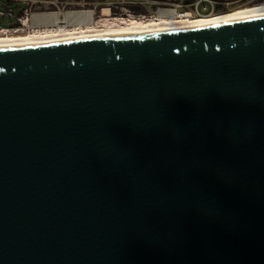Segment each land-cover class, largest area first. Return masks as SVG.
<instances>
[{"label": "water", "instance_id": "95a60500", "mask_svg": "<svg viewBox=\"0 0 264 264\" xmlns=\"http://www.w3.org/2000/svg\"><path fill=\"white\" fill-rule=\"evenodd\" d=\"M0 264H264V16L0 48Z\"/></svg>", "mask_w": 264, "mask_h": 264}, {"label": "bare ground", "instance_id": "6f19581e", "mask_svg": "<svg viewBox=\"0 0 264 264\" xmlns=\"http://www.w3.org/2000/svg\"><path fill=\"white\" fill-rule=\"evenodd\" d=\"M108 15V11L103 12ZM264 16V1L230 14L199 21L177 20L171 14L159 13L156 20L106 19L96 21L92 11L49 12L35 14L25 28L0 33V48L45 45L90 38L176 31Z\"/></svg>", "mask_w": 264, "mask_h": 264}, {"label": "built area", "instance_id": "2783aa9c", "mask_svg": "<svg viewBox=\"0 0 264 264\" xmlns=\"http://www.w3.org/2000/svg\"><path fill=\"white\" fill-rule=\"evenodd\" d=\"M125 7L122 12L108 15L101 11L99 20L106 19H136L138 21L156 20L159 13L173 15L177 20L199 21L230 14L236 10L253 6L262 0H123ZM36 0H0V20L6 21L7 26L0 24V33L15 32L25 28L35 14L49 13L42 11ZM54 4V3H53Z\"/></svg>", "mask_w": 264, "mask_h": 264}, {"label": "rangeland", "instance_id": "374dc122", "mask_svg": "<svg viewBox=\"0 0 264 264\" xmlns=\"http://www.w3.org/2000/svg\"><path fill=\"white\" fill-rule=\"evenodd\" d=\"M37 5L42 7V11L49 9L50 12L69 11H92L95 13L96 21H99L102 10L111 9L112 14L123 11L125 4L123 0H36ZM264 0H262L263 2ZM54 3V4H53ZM0 24L7 26L6 21L0 20Z\"/></svg>", "mask_w": 264, "mask_h": 264}]
</instances>
